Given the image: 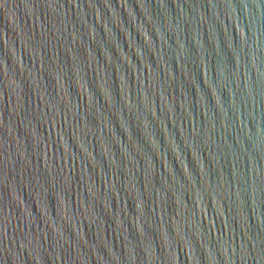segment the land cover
Returning <instances> with one entry per match:
<instances>
[{
    "label": "water",
    "instance_id": "1",
    "mask_svg": "<svg viewBox=\"0 0 264 264\" xmlns=\"http://www.w3.org/2000/svg\"><path fill=\"white\" fill-rule=\"evenodd\" d=\"M0 264H264V0H0Z\"/></svg>",
    "mask_w": 264,
    "mask_h": 264
}]
</instances>
